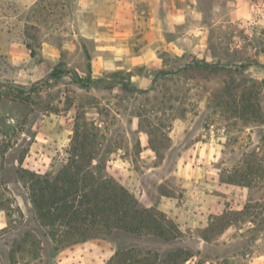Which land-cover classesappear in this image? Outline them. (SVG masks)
I'll list each match as a JSON object with an SVG mask.
<instances>
[{"label":"rangeland","instance_id":"rangeland-1","mask_svg":"<svg viewBox=\"0 0 264 264\" xmlns=\"http://www.w3.org/2000/svg\"><path fill=\"white\" fill-rule=\"evenodd\" d=\"M260 1L249 5L255 17L247 20H261L250 34L222 24L228 0H197L204 23L216 21L202 45L208 58L162 42L158 59H128L144 46L148 21L133 19L116 0H0V264H106L116 242L133 248L135 264H159L176 251L180 264H264L248 261L264 252ZM140 8L141 16L151 10ZM160 24L179 45L200 38L181 37L187 24L180 20ZM117 42L126 56L114 60ZM83 122L91 164L126 187L139 207L168 215L177 237L117 232L55 250L34 217L20 169L55 173Z\"/></svg>","mask_w":264,"mask_h":264},{"label":"trees","instance_id":"trees-1","mask_svg":"<svg viewBox=\"0 0 264 264\" xmlns=\"http://www.w3.org/2000/svg\"><path fill=\"white\" fill-rule=\"evenodd\" d=\"M202 65L209 64L202 61ZM81 126L87 128V122L76 123L73 149L55 173L20 169L34 217L46 228L55 250L92 237L117 238V232L134 236L151 233L166 240L177 237L179 230L168 215L153 207H139L126 187L100 170L98 164H91L94 156L86 152L90 138L79 130ZM4 207L0 202V209ZM115 247L106 264L124 263L128 256V264L139 262L129 254L133 248H122L117 242ZM178 255L176 251L159 264H180L172 257Z\"/></svg>","mask_w":264,"mask_h":264},{"label":"crops","instance_id":"crops-1","mask_svg":"<svg viewBox=\"0 0 264 264\" xmlns=\"http://www.w3.org/2000/svg\"><path fill=\"white\" fill-rule=\"evenodd\" d=\"M229 7L227 12V17L223 19L222 24H229L230 26L236 27H244L245 31L253 32V25L260 23V19H249L247 20L246 17L255 14L250 13V8H252V4H250L251 0H228ZM117 7L120 8H127L132 9V17L133 19H137L141 17V19L146 18L148 21L149 29L144 32L142 36L144 41V46H142L138 53L134 55H125L128 59L129 58H146V59H158V55L160 54V43H164V49L168 48L173 51V47L179 50L182 53L187 51V49L191 48L193 53H196V57L200 58H208L209 49L202 48L203 42L207 41L208 32L211 28L215 29L216 21L212 19V21L208 24L204 23V14L203 11L198 8L197 0H116ZM149 6L151 9L150 12H147V15L141 16L140 14L143 13L145 10L141 9L140 7ZM244 5V6H242ZM251 5V7L249 6ZM140 6V7H139ZM215 6L213 5V13H215ZM132 7V8H130ZM250 7V8H249ZM243 16V18H241ZM107 21H111L113 17L111 16H104ZM214 17V16H213ZM191 19H195L197 25L195 26L196 31L191 27L190 23L192 22ZM161 20H168L170 22H185V29L182 30L181 37L184 36H200L197 40L193 41V44L189 46H185L186 44H178L179 37H175V39L170 38L166 39L164 37L163 31L160 22ZM189 22V23H188ZM264 25V22H263ZM206 28V31L204 29ZM212 41V40H211ZM192 43V42H191ZM237 44V41L234 42V45ZM179 45V46H178ZM178 46V47H177ZM114 47V46H113ZM125 48L123 45L117 44L114 47V54L111 56L114 60L122 59ZM60 55V50L58 52V56ZM180 56V55H179ZM187 57L191 55H186ZM129 70V68H128ZM133 81V80H132ZM216 197H218L216 195ZM222 211L219 201L216 199V212ZM250 263L264 261V252L260 251L255 253L254 255H250L248 259Z\"/></svg>","mask_w":264,"mask_h":264},{"label":"built area","instance_id":"built-area-1","mask_svg":"<svg viewBox=\"0 0 264 264\" xmlns=\"http://www.w3.org/2000/svg\"><path fill=\"white\" fill-rule=\"evenodd\" d=\"M259 5L264 6V0H261L260 3H259ZM259 5H257V6H259ZM252 7H254V6L252 5Z\"/></svg>","mask_w":264,"mask_h":264}]
</instances>
